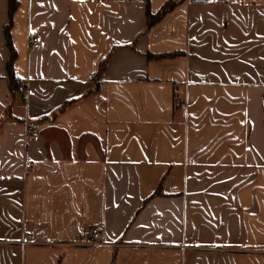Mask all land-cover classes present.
<instances>
[{
  "label": "crops",
  "instance_id": "crops-1",
  "mask_svg": "<svg viewBox=\"0 0 264 264\" xmlns=\"http://www.w3.org/2000/svg\"><path fill=\"white\" fill-rule=\"evenodd\" d=\"M0 264H264V0H0Z\"/></svg>",
  "mask_w": 264,
  "mask_h": 264
},
{
  "label": "built area",
  "instance_id": "built-area-1",
  "mask_svg": "<svg viewBox=\"0 0 264 264\" xmlns=\"http://www.w3.org/2000/svg\"><path fill=\"white\" fill-rule=\"evenodd\" d=\"M41 37L39 35H33L32 33L29 34V45L34 48L39 47ZM19 90L26 91V87L21 85L19 86ZM25 135L27 137H37L38 136V129L37 123L33 122H26L25 125ZM45 229L44 227L40 228H33L28 227L27 225H23L20 231V237L16 241H9L10 243H16L21 247H25L28 245H44L50 244L48 241L41 240L37 237L38 233L43 232ZM73 244L76 245H87V246H103L106 244L104 240V233L103 229L100 226H92L90 227L85 233H82L80 236L77 237V241ZM188 248V245H181V248Z\"/></svg>",
  "mask_w": 264,
  "mask_h": 264
},
{
  "label": "trees",
  "instance_id": "trees-1",
  "mask_svg": "<svg viewBox=\"0 0 264 264\" xmlns=\"http://www.w3.org/2000/svg\"><path fill=\"white\" fill-rule=\"evenodd\" d=\"M173 5V3H167L166 5H164V7L162 8V10L156 14V15H151L148 14L147 15V19H148V24H152L153 22L157 21L158 19H160L167 11L168 9ZM15 9V4L11 1L9 4V23L6 25L5 27V36L7 39V44L9 46V59L7 62V67L9 70V78H13V74H12V64L15 58V50L13 49L12 45H11V40H10V33H9V29H10V25H11V20H12V14L13 11Z\"/></svg>",
  "mask_w": 264,
  "mask_h": 264
},
{
  "label": "rangeland",
  "instance_id": "rangeland-1",
  "mask_svg": "<svg viewBox=\"0 0 264 264\" xmlns=\"http://www.w3.org/2000/svg\"><path fill=\"white\" fill-rule=\"evenodd\" d=\"M21 85H23V84H20L19 86H21ZM19 86L17 87V90L19 91V92H22V93H26L27 92V88H26V91H24V90H19ZM23 86H25V85H23ZM26 87V86H25ZM11 122L12 123H17V122H19V121H17V120H15V119H12L11 120ZM30 122V121H29ZM31 122H33V123H37V129H38V122L37 121H31ZM25 125H26V123H24ZM38 134H39V130H38ZM30 137V136H29Z\"/></svg>",
  "mask_w": 264,
  "mask_h": 264
}]
</instances>
